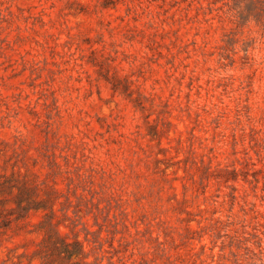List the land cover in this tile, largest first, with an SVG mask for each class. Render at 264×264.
I'll return each mask as SVG.
<instances>
[{
  "label": "rangeland",
  "instance_id": "rangeland-1",
  "mask_svg": "<svg viewBox=\"0 0 264 264\" xmlns=\"http://www.w3.org/2000/svg\"><path fill=\"white\" fill-rule=\"evenodd\" d=\"M0 264H264V0H0Z\"/></svg>",
  "mask_w": 264,
  "mask_h": 264
}]
</instances>
